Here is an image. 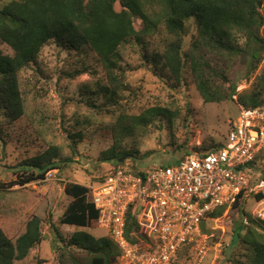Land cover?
Returning a JSON list of instances; mask_svg holds the SVG:
<instances>
[{"label": "trees", "instance_id": "1", "mask_svg": "<svg viewBox=\"0 0 264 264\" xmlns=\"http://www.w3.org/2000/svg\"><path fill=\"white\" fill-rule=\"evenodd\" d=\"M136 20L141 23L139 29L135 28ZM154 36H163V40L157 50L149 53L146 40ZM0 42L12 51V55L0 52L2 142L8 136L3 128L25 114L19 77L24 70L38 66L42 50L51 44L63 56L69 78L95 72L101 75L93 91L81 88L85 99L79 102L99 114L119 113L114 123L100 126V131L111 138V145L99 159L115 168L124 165L118 163L122 156L142 158L135 151L136 137L149 130L154 118L164 120L172 135L171 119L175 114L161 107L147 108L138 115L126 112L129 101L125 93L130 90L122 50L127 46H141L144 67L171 89H179L189 81L204 104L235 100L246 109L264 108V72L248 90L237 91L240 79L249 81L264 59V0H0ZM85 121L91 123L88 118ZM78 124L76 121L71 126V132L65 131L73 145L71 150L82 140ZM223 145L210 142L196 150L207 152ZM261 159L264 149L250 164L256 166ZM68 162L61 157L60 147L49 144L39 155L17 164L20 185L45 180L50 171L60 170ZM131 169L136 176L145 172ZM258 173L264 180V164ZM0 188L5 189L2 184ZM64 192L71 201L59 224L78 229L96 227L99 213L88 197L87 187L71 184ZM243 203L239 195L231 209H242ZM225 209L208 215L200 224L201 233L207 234L208 220L221 217ZM241 212L243 218L247 217ZM242 219L234 222L232 240L240 251L231 253L229 262L264 264V221L249 218L244 225ZM46 224L55 239L52 249L58 264H81L73 249L85 253V264H116L117 254L107 237L96 239L79 233L66 241L51 219ZM133 233L144 239L137 219L128 214L124 237L131 244L135 241ZM43 241L42 222L35 217L26 222L24 232L13 242L0 229V264L25 260Z\"/></svg>", "mask_w": 264, "mask_h": 264}, {"label": "rangeland", "instance_id": "2", "mask_svg": "<svg viewBox=\"0 0 264 264\" xmlns=\"http://www.w3.org/2000/svg\"><path fill=\"white\" fill-rule=\"evenodd\" d=\"M10 0H2L8 2ZM118 10V5H115ZM141 23L135 21V28ZM163 36H154L146 40L149 53L157 50ZM141 46H127L122 50L123 66L128 67L125 74L130 92L125 95L129 101L126 109L130 115H138L147 108L169 109L174 116L171 119V131L165 121L153 119V124L143 135H137L135 151L140 159L128 158L121 162L123 166L115 168L109 162L99 159L102 152L111 145V138L100 131L103 124L114 123L119 113H96L82 104L85 98L81 88L93 91L95 84L101 80L99 72L69 78L68 68L64 58L53 44L47 45L41 52L39 64L34 69L24 70L19 77L21 97L25 103L24 116L10 127H4L7 139L0 141V229L12 242L25 230L26 222L32 217L42 222L44 241L30 252L29 256L16 264H58L56 254L52 249L54 236L46 221L52 220L64 240L68 241L79 233H86L96 239L108 238L106 232L97 226L93 229H78L60 225L66 207L71 199L64 192L66 186L80 184L91 186L94 181L105 178L113 169H120L131 174V167L147 170L153 166L178 161L181 157L193 152L203 144L213 142L225 144L227 134L238 116L236 101H224L217 104H204L188 81L179 89H171L163 79H158L144 67V52ZM0 52L12 55L11 49L0 42ZM264 72V59L249 81L240 79L237 91L248 90L253 82ZM227 87V85H224ZM124 95V94H123ZM264 107V106H263ZM264 110V108H263ZM187 115H189L187 117ZM85 118L91 123L86 124ZM78 121L76 129L82 134V140L71 150L70 139L66 138V130L72 131L71 126ZM162 121V122H161ZM73 133V132H72ZM49 144L61 148V157L71 162L66 163L60 170L50 171L45 180L20 185L17 164L28 161L42 153ZM180 148V151L177 149ZM144 155L148 157L144 158ZM264 159L258 160L254 167L255 174H260ZM256 169V170H255ZM255 195H248L242 209L228 210L221 217L206 223L207 234L204 264H234L229 262L231 253L240 251L233 235V225L241 220L243 211L247 224L248 219H256ZM254 213V214H253ZM244 219V218H243ZM242 219L243 224L245 225ZM110 240V239H109ZM111 241V240H110ZM112 243V242H111ZM116 254L117 247L112 243ZM72 253L85 264V253L73 249ZM187 250L183 252L177 264H187Z\"/></svg>", "mask_w": 264, "mask_h": 264}, {"label": "built area", "instance_id": "3", "mask_svg": "<svg viewBox=\"0 0 264 264\" xmlns=\"http://www.w3.org/2000/svg\"><path fill=\"white\" fill-rule=\"evenodd\" d=\"M263 149L264 110L239 105L222 147L191 152L142 176L111 171L103 181L85 186L99 213L97 227L119 250L116 264H171L186 250L187 264H204L201 222L221 207L230 210L239 195L264 197V180L250 164ZM128 214L144 235L131 234L132 244L124 237ZM254 215L264 221V208L257 207Z\"/></svg>", "mask_w": 264, "mask_h": 264}, {"label": "water", "instance_id": "4", "mask_svg": "<svg viewBox=\"0 0 264 264\" xmlns=\"http://www.w3.org/2000/svg\"><path fill=\"white\" fill-rule=\"evenodd\" d=\"M259 7H261V3H259ZM125 159H126V156H122V157L119 159L118 163L123 162Z\"/></svg>", "mask_w": 264, "mask_h": 264}]
</instances>
